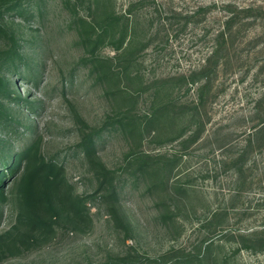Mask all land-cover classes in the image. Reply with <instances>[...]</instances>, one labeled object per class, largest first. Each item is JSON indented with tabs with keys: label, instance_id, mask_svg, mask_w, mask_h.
I'll return each instance as SVG.
<instances>
[{
	"label": "rangeland",
	"instance_id": "374dc122",
	"mask_svg": "<svg viewBox=\"0 0 264 264\" xmlns=\"http://www.w3.org/2000/svg\"><path fill=\"white\" fill-rule=\"evenodd\" d=\"M74 1L0 0V264H264V0H158L119 50Z\"/></svg>",
	"mask_w": 264,
	"mask_h": 264
},
{
	"label": "trees",
	"instance_id": "16d2710c",
	"mask_svg": "<svg viewBox=\"0 0 264 264\" xmlns=\"http://www.w3.org/2000/svg\"><path fill=\"white\" fill-rule=\"evenodd\" d=\"M92 2L94 7L96 6V8H100L102 4L104 8V18H102L99 23L102 26L103 30L102 34L100 32L98 33V39H101L102 36H105L109 33L111 35L115 34L116 37L111 42L118 50L122 48L128 49L129 46L135 43H140V36L142 35V33L144 38L150 41L153 39L154 34H157L161 31L162 27L164 29V26H172L174 22H177L176 15H172L169 19V22L164 19L158 18V16H161V9H158L160 5L158 0H130L127 9L123 12H118V10L116 11V0H102V3L101 0H92ZM69 3H71L70 5L74 6L75 1L72 2V0H62V4H64L65 7H69ZM148 9L153 10L149 11ZM243 9L244 8L235 7L234 11L235 13H237L243 11ZM143 17H146L149 23L146 30H144L140 25L141 21L139 19ZM234 18L235 15L229 17L226 20V24L229 26ZM223 34L224 32L222 31L220 33L222 40ZM13 52L16 53V51ZM214 54L215 51H213L206 58V61L201 65L200 68H205L207 63L209 64L210 60L213 58ZM181 77H184V75H181ZM12 165H9L7 167L8 173L13 171ZM62 170L63 167H58V164L56 162L46 163L43 161L40 166H38L37 168L35 167L33 171L29 173L26 180V186L30 187L35 184L34 182H40L44 187V195H46L48 199L57 197L61 192L60 189H62V186L67 183L64 182L61 178ZM2 182L3 179L0 176V185L2 184Z\"/></svg>",
	"mask_w": 264,
	"mask_h": 264
}]
</instances>
